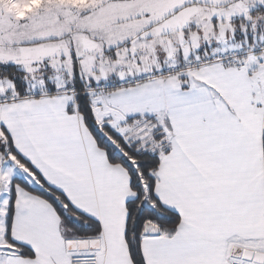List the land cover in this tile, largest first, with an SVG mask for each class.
Listing matches in <instances>:
<instances>
[{
	"label": "snow or ice",
	"instance_id": "snow-or-ice-1",
	"mask_svg": "<svg viewBox=\"0 0 264 264\" xmlns=\"http://www.w3.org/2000/svg\"><path fill=\"white\" fill-rule=\"evenodd\" d=\"M0 264H264V0H0Z\"/></svg>",
	"mask_w": 264,
	"mask_h": 264
}]
</instances>
